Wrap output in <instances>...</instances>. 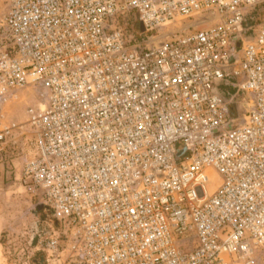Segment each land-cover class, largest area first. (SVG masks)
Segmentation results:
<instances>
[{
  "label": "built area",
  "instance_id": "1",
  "mask_svg": "<svg viewBox=\"0 0 264 264\" xmlns=\"http://www.w3.org/2000/svg\"><path fill=\"white\" fill-rule=\"evenodd\" d=\"M263 3L6 0L0 176L45 264H264Z\"/></svg>",
  "mask_w": 264,
  "mask_h": 264
},
{
  "label": "rangeland",
  "instance_id": "2",
  "mask_svg": "<svg viewBox=\"0 0 264 264\" xmlns=\"http://www.w3.org/2000/svg\"><path fill=\"white\" fill-rule=\"evenodd\" d=\"M5 4L6 0H0V16L5 11ZM255 35V30H251L246 39L251 40ZM31 100L26 96L8 102L4 109L7 116L24 122L25 104ZM5 177L0 176V264H45L43 252L36 248L37 240L32 245L34 236L44 230L34 207L36 200Z\"/></svg>",
  "mask_w": 264,
  "mask_h": 264
},
{
  "label": "bare ground",
  "instance_id": "3",
  "mask_svg": "<svg viewBox=\"0 0 264 264\" xmlns=\"http://www.w3.org/2000/svg\"><path fill=\"white\" fill-rule=\"evenodd\" d=\"M176 26H178V25H176ZM178 27H179V26H178ZM166 35H168V34L164 32V33H162V34H158L157 37L162 38V37H164V36H166ZM39 234H40V233H37L38 238H39ZM37 240H38V239H37Z\"/></svg>",
  "mask_w": 264,
  "mask_h": 264
},
{
  "label": "water",
  "instance_id": "4",
  "mask_svg": "<svg viewBox=\"0 0 264 264\" xmlns=\"http://www.w3.org/2000/svg\"><path fill=\"white\" fill-rule=\"evenodd\" d=\"M46 232L44 231L43 232V234H45ZM38 239V236H34V240H33V242H32V245H35V242H36V240Z\"/></svg>",
  "mask_w": 264,
  "mask_h": 264
},
{
  "label": "trees",
  "instance_id": "5",
  "mask_svg": "<svg viewBox=\"0 0 264 264\" xmlns=\"http://www.w3.org/2000/svg\"><path fill=\"white\" fill-rule=\"evenodd\" d=\"M249 14H250V17H253L255 15V11L252 12V10H251V12Z\"/></svg>",
  "mask_w": 264,
  "mask_h": 264
}]
</instances>
